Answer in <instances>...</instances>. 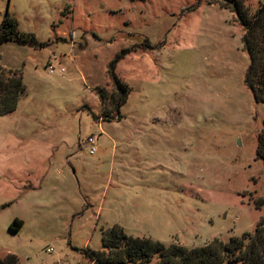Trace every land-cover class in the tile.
Instances as JSON below:
<instances>
[{"label": "rangeland", "instance_id": "374dc122", "mask_svg": "<svg viewBox=\"0 0 264 264\" xmlns=\"http://www.w3.org/2000/svg\"><path fill=\"white\" fill-rule=\"evenodd\" d=\"M221 1L0 0V25L13 16L37 41L0 44V68L26 85L0 115L1 259L91 264L116 225L189 248L254 233L264 104L245 83L238 13ZM242 1L255 13L263 0ZM115 62L130 94L109 121L98 89L117 92Z\"/></svg>", "mask_w": 264, "mask_h": 264}, {"label": "trees", "instance_id": "16d2710c", "mask_svg": "<svg viewBox=\"0 0 264 264\" xmlns=\"http://www.w3.org/2000/svg\"><path fill=\"white\" fill-rule=\"evenodd\" d=\"M225 7L234 4L245 34L244 47L249 56L245 83L254 101L264 104V0L255 13L245 6L242 0H223ZM14 41L22 45H35V37L18 30L17 19L7 15L0 25V44ZM115 62L110 76L116 93L98 89L104 103V119L109 121L122 118L121 107L126 103L130 87L120 80L116 73ZM26 92L23 75L19 71L0 68V115L14 112L20 97ZM115 113V115H113ZM257 155L264 160V121L258 137ZM263 203H258L262 206ZM23 221L16 219L11 231L18 232ZM91 264H264V219L256 226L254 233L242 237H232L225 243L214 239L203 247L189 248L180 244L166 245L151 238L128 235L118 225L103 234V250L86 252ZM155 257L158 260L155 262ZM0 264H21L15 254H8Z\"/></svg>", "mask_w": 264, "mask_h": 264}, {"label": "built area", "instance_id": "2783aa9c", "mask_svg": "<svg viewBox=\"0 0 264 264\" xmlns=\"http://www.w3.org/2000/svg\"><path fill=\"white\" fill-rule=\"evenodd\" d=\"M65 70L62 68L61 70H60V72H64ZM50 73H54V69L53 68H51L50 69ZM88 144H89V146L91 147V149H90V154H94L95 152H96V140H95V138L94 137H90L89 139H88ZM52 249H50V251H51Z\"/></svg>", "mask_w": 264, "mask_h": 264}]
</instances>
